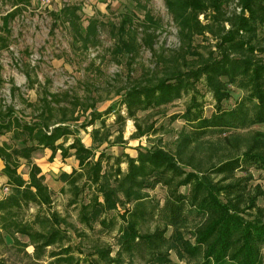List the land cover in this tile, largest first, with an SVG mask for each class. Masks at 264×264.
Wrapping results in <instances>:
<instances>
[{
	"label": "trees",
	"instance_id": "obj_1",
	"mask_svg": "<svg viewBox=\"0 0 264 264\" xmlns=\"http://www.w3.org/2000/svg\"><path fill=\"white\" fill-rule=\"evenodd\" d=\"M30 1L13 0L14 8L1 16L0 50L9 47V23ZM135 1L143 10V17L123 15L111 31L115 37L111 57L118 60L126 55L128 70L132 72L133 62L144 48L155 58L156 68L137 78L127 73L129 82L122 88L120 100L126 117L117 114L121 129L113 141L109 140L111 132L103 120L101 127L91 130L93 146L86 147L77 136L78 128L93 125L110 112V108L97 110L96 104L102 99L92 96L89 89L83 95L51 90L50 79L42 83L35 72L26 69V88L35 91L36 99L29 101L19 92L20 87L12 85L11 95L17 94L24 108L16 109L0 100V136L8 134L10 139L0 144V160L4 163L1 172L7 177L8 187V192L0 197V242L7 236L18 243L16 235H24L34 248V256L41 258L47 247L62 244L67 227H74L55 211H37L31 220L24 218L32 205L38 210L49 208L53 199L37 165L29 164L28 178L18 172L17 154L28 157L30 152L49 149L53 154L59 151L63 159L73 154L87 179L95 184L91 200L81 204L80 220L91 226L96 208L116 209L122 205L124 224L123 240L114 257L109 246L97 247L93 251L94 262H83L67 245L50 251L46 264H122L124 253L129 257L148 253L151 258H164L170 264L171 250L179 260L201 257L194 264H264V207L257 204L264 191L260 184H250L251 168L264 171V132L249 129L264 124V0H237L240 10L232 12L225 10V0H165L178 26L179 46L172 50L154 47L161 21L139 0ZM78 10V5H64L53 12L54 21L66 23L81 48L87 50L99 45L101 23L92 17L83 28ZM200 14L204 23L198 19ZM206 33L215 40L212 45H193L196 35L208 39ZM201 80L215 100L209 117L203 115L197 100L196 85ZM3 82L0 74V85ZM231 84L244 89L246 95L225 109L222 105L230 98ZM188 93L190 102L184 112L171 116L172 121L180 118L188 126L178 133L173 151L156 146L138 151L136 157L125 154V172L120 168V157L114 158L113 174L103 171V160L111 156L104 150L96 156V149L103 143H123L122 125L126 119L134 121L133 136H141L152 129V124L142 129L138 111L160 108ZM82 116L87 120L80 123ZM69 138L72 142L65 146ZM70 150H74L72 154ZM82 174L72 170L66 178L72 194L69 205L77 203L84 188L76 185ZM157 184L164 185L168 193L163 206L164 224L153 232H141L146 190ZM182 186H189L187 194L179 191ZM60 189L64 191L63 187ZM127 204L131 206L126 207ZM186 205L202 218L191 234L192 240L179 230L187 221ZM100 222L104 227L112 226L111 221ZM169 226L173 233L164 237Z\"/></svg>",
	"mask_w": 264,
	"mask_h": 264
},
{
	"label": "rangeland",
	"instance_id": "obj_2",
	"mask_svg": "<svg viewBox=\"0 0 264 264\" xmlns=\"http://www.w3.org/2000/svg\"><path fill=\"white\" fill-rule=\"evenodd\" d=\"M151 12L153 16L161 21V28L157 31L158 37L155 44L156 49L164 46L168 49H175L179 46L178 26L169 13L165 0H139ZM13 0H0V33L2 32L1 16L14 8ZM78 5L77 11L83 28L90 18H96L101 23L99 28L100 43L97 46L89 47L87 50L81 48L67 24L55 20L53 12H57L64 5ZM21 5V4H20ZM224 8L227 12L237 11V0H225ZM125 13L134 14L142 18L143 10L136 5L135 0H31L30 5L17 15L10 23V34L8 36L9 47L0 50V74L4 82L0 85V100L12 104L16 109L24 108L19 102L18 95H11L12 85L20 87L19 92L27 97L29 101L36 99V93L33 89L26 88V77L24 70H32L37 74L39 80L44 83L50 79V89L55 91L69 90L79 95H83L86 89L92 91V96L101 98L97 102V110L102 112L110 108V112L103 115L101 120H96L93 125L85 128H78L77 136L86 147L93 146L91 141V130L93 127H101L102 120L106 129H109L111 135L110 142L118 135L121 129V122L116 120L117 114L126 117L125 106L120 103L121 94L125 86L128 85L127 67L128 57L121 56L118 60L111 57V49L114 46L115 37L111 31L119 24V21ZM201 22H205L203 14L198 16ZM136 21V20H135ZM228 27V25H227ZM208 39L201 35H196L193 39L195 46L212 45L215 40L206 33ZM199 49L204 50L202 47ZM133 71L129 72L132 78L143 75L148 70L156 68V60L147 49L142 48L132 64ZM225 80V78H223ZM199 95L197 100L202 105L203 115L209 117L214 111L215 100L211 92L208 91L203 80L196 85ZM230 98L223 101V108H232L235 103L246 95L244 89L238 88L235 84L229 85ZM120 93H118V91ZM18 92V93H19ZM191 93L183 94L172 103L160 108L138 111L136 116L142 129L152 124V129L141 136H133L136 133V127L132 119H126L122 125L123 143H117L108 146L103 143L96 151L104 150L111 156L110 159H104L102 162L103 171L113 174L116 167L115 157H120V168L123 172L127 170L126 155L136 157L137 152L145 149H153L156 146H162L164 149L173 151L176 144L177 135L184 127L188 129L183 119L171 120L174 114L184 112L190 102ZM28 111V110H26ZM88 118V117H87ZM85 116H82L80 123L85 122ZM249 129L264 132V124H255ZM3 141L10 142L9 135L0 136V144ZM72 142V138L66 141L65 146ZM20 148V144L16 143ZM74 150H70L72 154ZM20 161L18 172L28 178L29 164L38 166L44 182L51 189L53 202L51 206L43 207L38 210L37 206L32 205L25 213L24 218L31 220L38 211L41 214H50L52 211L58 212L62 217L74 227H67L66 238L60 246L47 247L45 254L41 258L34 256V248L28 244L29 240L24 235H16L18 243L13 242L7 236L0 242V264H46L49 261L48 253L52 250H58L60 247L70 245L72 253L83 262H94L96 255L93 251L97 247L111 248V256L114 257L123 240L122 226L124 220L122 205L116 209L103 210L100 207L93 213L94 222L87 226L80 220L81 204H86L95 194V184H92L84 173V168H79L78 160L72 154L62 158L59 151L52 153L49 149L36 150L29 153L28 157H23L21 153L17 154ZM72 170L82 172V176L76 181V185L83 186V190L78 196L76 204L69 205L68 201L72 194L70 185L66 183V178ZM253 179L251 185L260 184L264 191V171L251 168ZM241 173H238V175ZM111 183L114 184L113 177ZM4 187V186H3ZM0 193L4 195L2 189ZM61 187L64 191H61ZM179 191L187 194L189 186H182ZM145 200V219L139 225L141 232H153L156 227L162 228L164 224L163 213L164 204L168 196L167 188L162 184H157L151 189H147ZM99 201H102L99 197ZM257 204L264 207V194L259 197ZM127 204L126 207H130ZM185 213L187 221L180 227V232L185 238H191L192 232L200 224L202 218L196 213V210L186 205ZM111 221L110 228L104 227L101 220ZM173 228L169 226L164 233V237H169L173 233ZM122 264H167L161 258H151L148 253L143 257L135 255L129 257L123 254ZM168 258L170 264H194L200 262L201 257L185 258L179 260L173 250L169 251ZM100 264H103L100 262ZM105 264V263H104ZM115 264V263H112Z\"/></svg>",
	"mask_w": 264,
	"mask_h": 264
},
{
	"label": "crops",
	"instance_id": "obj_3",
	"mask_svg": "<svg viewBox=\"0 0 264 264\" xmlns=\"http://www.w3.org/2000/svg\"><path fill=\"white\" fill-rule=\"evenodd\" d=\"M3 167H4V163L2 160H0V191L3 186L7 185V177L1 172ZM1 196L2 194L0 193V197Z\"/></svg>",
	"mask_w": 264,
	"mask_h": 264
},
{
	"label": "built area",
	"instance_id": "obj_4",
	"mask_svg": "<svg viewBox=\"0 0 264 264\" xmlns=\"http://www.w3.org/2000/svg\"><path fill=\"white\" fill-rule=\"evenodd\" d=\"M3 193L6 194L8 192V187L7 186H4L3 189H2Z\"/></svg>",
	"mask_w": 264,
	"mask_h": 264
}]
</instances>
